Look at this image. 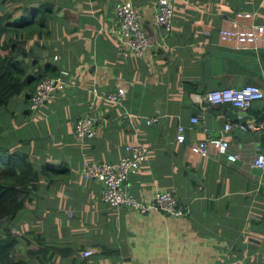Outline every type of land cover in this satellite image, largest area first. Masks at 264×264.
I'll use <instances>...</instances> for the list:
<instances>
[{"label":"crops","instance_id":"obj_1","mask_svg":"<svg viewBox=\"0 0 264 264\" xmlns=\"http://www.w3.org/2000/svg\"><path fill=\"white\" fill-rule=\"evenodd\" d=\"M120 1L0 0L1 14L21 3L26 17L52 6L49 34L23 46L32 53L30 73L48 64L68 72L67 86L35 111L29 90L0 108V146L55 168L48 172L54 183L42 173L24 226L55 250H74L72 264L75 258L85 264H264V170L253 166L264 154V131L228 132L236 161L215 149L208 156L192 151L207 135L192 122L197 114L216 137L227 122L264 117V100L242 111L205 98L214 89L263 85L264 45L222 41L219 30L244 10L264 24V0H174L170 34L154 25L158 0H132L142 7L151 41L144 56L124 55L116 33ZM119 88L126 91L121 104L105 98ZM85 113L96 119L97 135L82 140L75 127ZM152 118L158 120L149 124ZM179 125L186 127L184 142L176 137ZM130 143L149 149L129 176L130 191L146 202L157 191H172L187 216L114 208L101 199L103 184L83 175L85 159L117 162ZM29 240L31 249L38 246ZM86 249L94 253L85 257ZM68 257L57 253L53 262L66 264Z\"/></svg>","mask_w":264,"mask_h":264},{"label":"built area","instance_id":"obj_2","mask_svg":"<svg viewBox=\"0 0 264 264\" xmlns=\"http://www.w3.org/2000/svg\"><path fill=\"white\" fill-rule=\"evenodd\" d=\"M174 0H158L154 25L165 34H170L174 24ZM115 13L119 21L116 33L123 46L126 47L125 56H144L151 47V41L143 24L142 7L132 0H122L115 6ZM252 21L246 24L245 21ZM219 37L222 41L249 48L264 45V24L255 21V12L240 11L230 20L229 26H223L219 30ZM68 72L62 70L57 77H47L39 84L30 98V109L35 111L41 105L49 101L56 92L63 90L67 83L64 77ZM95 93L98 91L95 89ZM126 96L124 88L111 91L105 98L111 102L121 104ZM205 98L210 104L223 105L232 104L236 108L247 111L254 102L264 100V83L247 84L242 87L219 88L209 91ZM158 118L148 120L151 124ZM195 124L201 123V128L206 132V137L197 141L192 146V151L201 156H208L212 149L219 154L225 155L229 160L236 161L238 154L230 152V139L228 132L235 128L244 131H264V117L261 120H249L246 122H227L224 131L219 136H213L209 131L206 117L197 114L192 117ZM186 127L178 126L177 140L184 142ZM79 139L94 138L97 135L96 119L91 114L85 113L79 117L75 127ZM127 154L117 162H100L85 159L83 175L86 179L99 181L103 184L100 193L102 200L114 208H130L137 211L150 212L153 210L184 217L188 215L172 191H157L152 202H146L136 197L130 191L129 176L140 168L147 160L148 147L140 143H130L126 146ZM253 166L264 170V154H259L253 161ZM94 253L93 249H86L83 256L88 257Z\"/></svg>","mask_w":264,"mask_h":264},{"label":"trees","instance_id":"obj_3","mask_svg":"<svg viewBox=\"0 0 264 264\" xmlns=\"http://www.w3.org/2000/svg\"><path fill=\"white\" fill-rule=\"evenodd\" d=\"M22 9L20 3L7 13H0V108L7 107L15 96L27 90L30 100L42 80L57 77L61 72L55 65L48 64L30 73L27 58L32 53L23 46L32 37L49 34L47 22L54 9L50 5L33 8L31 17L23 15ZM51 171H55L51 165L39 166L24 153L0 146V264H54L55 254L71 257L75 253L71 249L55 250L53 245L42 243L43 239L35 234V229L24 233L13 223L25 213L28 203L36 196L43 180L42 173L47 175L45 180L49 183L55 182L48 174ZM30 237L39 247L30 248ZM23 243L28 247L27 257L19 256L18 248ZM69 257L66 264H72ZM86 261L75 258L73 264H85Z\"/></svg>","mask_w":264,"mask_h":264},{"label":"rangeland","instance_id":"obj_4","mask_svg":"<svg viewBox=\"0 0 264 264\" xmlns=\"http://www.w3.org/2000/svg\"><path fill=\"white\" fill-rule=\"evenodd\" d=\"M15 103L13 102V103H11V105L10 106H12V105H14ZM41 212H43V211H41ZM44 213V212H43ZM25 214V215H24ZM28 214V211H25V213H23L22 214V216L20 217V218H18V219H16L13 223L14 224H17L18 225V227H20L21 229L20 230H22V232H24V233H26V230L27 229H34V228H31V227H25L24 226V218H22V217H25L26 218V215ZM41 215H43L42 213H41ZM28 216V215H27ZM12 223V224H13ZM28 247L26 246L25 247V245H24V243L20 246V248H18V250H19V256L20 257H27V252H26V249H27Z\"/></svg>","mask_w":264,"mask_h":264},{"label":"water","instance_id":"obj_5","mask_svg":"<svg viewBox=\"0 0 264 264\" xmlns=\"http://www.w3.org/2000/svg\"><path fill=\"white\" fill-rule=\"evenodd\" d=\"M219 107H220V106H219ZM234 115H236L235 112H229V116H230V117H233Z\"/></svg>","mask_w":264,"mask_h":264},{"label":"clouds","instance_id":"obj_6","mask_svg":"<svg viewBox=\"0 0 264 264\" xmlns=\"http://www.w3.org/2000/svg\"><path fill=\"white\" fill-rule=\"evenodd\" d=\"M216 106H219V105H216ZM130 209V208H129ZM133 210V209H132ZM167 214V213H166ZM171 215V214H170Z\"/></svg>","mask_w":264,"mask_h":264}]
</instances>
